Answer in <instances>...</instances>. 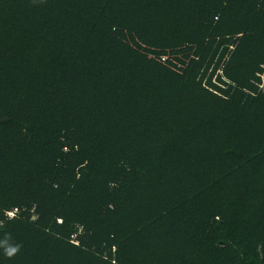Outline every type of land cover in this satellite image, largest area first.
<instances>
[{
    "label": "trees",
    "instance_id": "16d2710c",
    "mask_svg": "<svg viewBox=\"0 0 264 264\" xmlns=\"http://www.w3.org/2000/svg\"><path fill=\"white\" fill-rule=\"evenodd\" d=\"M0 264H264V0H0Z\"/></svg>",
    "mask_w": 264,
    "mask_h": 264
},
{
    "label": "rangeland",
    "instance_id": "374dc122",
    "mask_svg": "<svg viewBox=\"0 0 264 264\" xmlns=\"http://www.w3.org/2000/svg\"><path fill=\"white\" fill-rule=\"evenodd\" d=\"M184 55H185V54H184ZM186 55H187V54H186ZM191 55H192V53H189V56H188V57H191ZM162 57H163V59H161V62H162V63H165V61H166L167 59H174V57L183 58V55L175 56V55L170 54L169 56H162ZM74 238H75V236H74Z\"/></svg>",
    "mask_w": 264,
    "mask_h": 264
},
{
    "label": "built area",
    "instance_id": "2783aa9c",
    "mask_svg": "<svg viewBox=\"0 0 264 264\" xmlns=\"http://www.w3.org/2000/svg\"><path fill=\"white\" fill-rule=\"evenodd\" d=\"M161 59H163V57H161ZM14 212H15V211L10 212V213H7V216H8V217H13ZM71 239H72V241H73L74 244H77L76 241H75L74 236H72Z\"/></svg>",
    "mask_w": 264,
    "mask_h": 264
},
{
    "label": "clouds",
    "instance_id": "9594fccd",
    "mask_svg": "<svg viewBox=\"0 0 264 264\" xmlns=\"http://www.w3.org/2000/svg\"><path fill=\"white\" fill-rule=\"evenodd\" d=\"M15 251H16V249H12V250H10V251L7 253V255L11 256V255L14 254Z\"/></svg>",
    "mask_w": 264,
    "mask_h": 264
}]
</instances>
